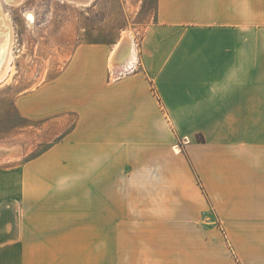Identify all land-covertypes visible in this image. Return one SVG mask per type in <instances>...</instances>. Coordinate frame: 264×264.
<instances>
[{
	"label": "crops",
	"instance_id": "0c3cea01",
	"mask_svg": "<svg viewBox=\"0 0 264 264\" xmlns=\"http://www.w3.org/2000/svg\"><path fill=\"white\" fill-rule=\"evenodd\" d=\"M114 47L17 98L76 120L0 166V264H264V0H157L111 77Z\"/></svg>",
	"mask_w": 264,
	"mask_h": 264
},
{
	"label": "rangeland",
	"instance_id": "374dc122",
	"mask_svg": "<svg viewBox=\"0 0 264 264\" xmlns=\"http://www.w3.org/2000/svg\"><path fill=\"white\" fill-rule=\"evenodd\" d=\"M156 5L157 0H0L14 34L12 59L0 77V166L21 165L40 155L76 120L73 112L63 114L60 125L57 118L47 124L26 118L17 98L55 77L81 43L113 46L131 31L139 49ZM110 71L111 77L117 75Z\"/></svg>",
	"mask_w": 264,
	"mask_h": 264
},
{
	"label": "bare ground",
	"instance_id": "6f19581e",
	"mask_svg": "<svg viewBox=\"0 0 264 264\" xmlns=\"http://www.w3.org/2000/svg\"><path fill=\"white\" fill-rule=\"evenodd\" d=\"M11 3L19 0H7ZM134 34L131 31H126L123 38L118 42L111 55L110 65L114 71L122 70L128 63L132 61L135 51ZM14 41L13 26L7 14L0 6V77L6 72L12 59V47ZM123 52V55L121 53ZM122 63V64H121Z\"/></svg>",
	"mask_w": 264,
	"mask_h": 264
},
{
	"label": "trees",
	"instance_id": "16d2710c",
	"mask_svg": "<svg viewBox=\"0 0 264 264\" xmlns=\"http://www.w3.org/2000/svg\"><path fill=\"white\" fill-rule=\"evenodd\" d=\"M204 138L203 137H199V140H203Z\"/></svg>",
	"mask_w": 264,
	"mask_h": 264
},
{
	"label": "water",
	"instance_id": "95a60500",
	"mask_svg": "<svg viewBox=\"0 0 264 264\" xmlns=\"http://www.w3.org/2000/svg\"><path fill=\"white\" fill-rule=\"evenodd\" d=\"M122 64V63H121Z\"/></svg>",
	"mask_w": 264,
	"mask_h": 264
}]
</instances>
